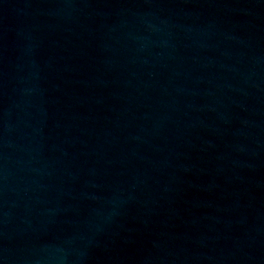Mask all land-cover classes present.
<instances>
[{
    "label": "water",
    "instance_id": "water-1",
    "mask_svg": "<svg viewBox=\"0 0 264 264\" xmlns=\"http://www.w3.org/2000/svg\"><path fill=\"white\" fill-rule=\"evenodd\" d=\"M0 264H264V0H0Z\"/></svg>",
    "mask_w": 264,
    "mask_h": 264
}]
</instances>
